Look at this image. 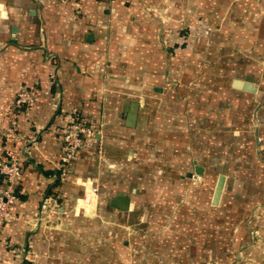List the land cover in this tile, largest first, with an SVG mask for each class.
I'll return each instance as SVG.
<instances>
[{
	"label": "crops",
	"instance_id": "crops-1",
	"mask_svg": "<svg viewBox=\"0 0 264 264\" xmlns=\"http://www.w3.org/2000/svg\"><path fill=\"white\" fill-rule=\"evenodd\" d=\"M244 38L264 39V0H0V156L17 151L22 167L18 201L0 230V264H129L131 235L94 221L97 198L110 209L99 214L126 222L138 206L157 219L185 217L154 235V249L171 264L205 263L208 253L193 260L195 235L208 241L225 231L207 221L234 214L233 200L247 209L257 187L264 197V89L255 83L262 51L223 43ZM21 90L34 103L13 112ZM256 107L258 127L250 126ZM73 120L95 134L63 181L62 136ZM3 187L0 177V195ZM45 197L57 215L41 221ZM116 197L128 198L130 210L111 208ZM52 221L63 227L47 229Z\"/></svg>",
	"mask_w": 264,
	"mask_h": 264
},
{
	"label": "rangeland",
	"instance_id": "rangeland-1",
	"mask_svg": "<svg viewBox=\"0 0 264 264\" xmlns=\"http://www.w3.org/2000/svg\"><path fill=\"white\" fill-rule=\"evenodd\" d=\"M225 45L230 48L234 45H240L242 47H247L251 44H257V49L259 51L261 50V54L259 57V64L256 67L258 79H256V84L261 88L264 89V60L262 59L261 55L264 54V39H253L250 40L249 38H244L242 40H224ZM183 43L179 41V46ZM238 45V46H239ZM246 55H243L242 58H245ZM248 57V56H247ZM228 60L233 61L234 59L232 57H227ZM218 60V58H216ZM227 60V61H228ZM232 63V62H231ZM263 70V71H262ZM263 74V75H262ZM258 107L253 110L250 121L254 120L253 124L250 126H256L258 127L260 122L258 123L257 119V113ZM261 142V141H260ZM212 172H216V170L211 169ZM211 172V173H212ZM236 174L245 177L248 175V173H245L243 169H236ZM69 175V173H68ZM67 175V177H68ZM66 177V179H67ZM207 179V177H206ZM211 180H214V177H212ZM199 186H203V182L199 183ZM213 184H211V187ZM243 186V185H242ZM241 186V187H242ZM231 187V186H230ZM252 189V187H249ZM259 190V194H262V189L260 187H257ZM250 189V190H251ZM253 190V189H252ZM239 191L237 188L230 189L229 192L231 194V197L233 199V194ZM233 193V194H232ZM250 193V191H249ZM259 194L254 195L252 198H250L249 203L247 204L248 207L246 208H237L235 205V200H233L232 203V209L235 210L234 214L233 212H230L228 214V211H220L221 214L219 215V219H211L210 221H207V224L215 226L222 225L225 229L224 232H218V231H212L211 232V239L208 237V241L205 240L203 236L195 235L197 236L195 238V243L197 244L195 247V256L200 259H193L195 262H201L202 256H206L205 263L202 264H264V242L257 243L259 237L262 235V230H264V197L262 198ZM98 195V193H97ZM43 203V202H42ZM98 205L96 206V214L94 217V221H99L102 224H105L107 226H123L125 227V231L131 235L130 239V247H131V258L129 259V264H171L169 262V259H167L165 256L161 257L159 255V250L156 248L154 249L153 242L154 235H158V237H162L167 230L164 229H170L171 225L174 227L173 224H175L176 221L184 220L185 217L179 216L177 218H174V214L171 215L169 212H166V214H163L160 219H157L155 217H150V210L138 208L134 210L126 222L123 218H114L108 217V215L105 214V216H102L99 214L100 208H105L106 210H110L108 207V199H99L97 198ZM47 207L42 209V214L45 212L47 213L41 216V221H45L46 218H48V215L53 212L54 215H57V207H56V201H54L52 198L47 202ZM146 206V205H145ZM144 207V205H143ZM42 208V207H41ZM147 208V207H146ZM174 208V212L178 209V204H173L170 209ZM197 209L195 210V221L197 219L202 218L203 216L197 214ZM108 212V211H107ZM146 213V217H143V221L140 222L139 218L143 213ZM237 212V213H236ZM174 216V217H172ZM241 216V217H240ZM208 217V216H207ZM248 217V218H247ZM49 219V218H48ZM207 219V218H206ZM47 220V219H46ZM73 219L69 217L68 223H71ZM74 222V221H73ZM87 222H85L86 224ZM167 223V224H166ZM126 224V225H125ZM125 225V226H124ZM62 226V223L60 221L57 222H51L47 229H59ZM63 227V226H62ZM163 229L164 232L162 233H156V228ZM72 229L71 227H69ZM72 231V230H71ZM111 236V234H110ZM103 238L100 237L97 241V245L101 244L100 240ZM181 242H185V239L181 237ZM208 242L209 247H206L205 251H201L202 243ZM258 245V246H257ZM100 246V245H99ZM91 249L94 245H90ZM207 248H209L207 250ZM104 251L102 249H98L95 256L97 255L98 259L103 258ZM203 252L205 255H203ZM88 255L89 253L86 252ZM252 255H256V259L252 257ZM109 259H117V257L114 255V257H109ZM34 260V259H33ZM35 262V260H34ZM187 260L185 259L183 263L180 264H187Z\"/></svg>",
	"mask_w": 264,
	"mask_h": 264
},
{
	"label": "built area",
	"instance_id": "built-area-1",
	"mask_svg": "<svg viewBox=\"0 0 264 264\" xmlns=\"http://www.w3.org/2000/svg\"><path fill=\"white\" fill-rule=\"evenodd\" d=\"M34 103V96L30 91H19L13 102V112L22 110ZM15 124L11 123L9 132H13ZM95 131L82 121L73 120L65 128L62 136L63 155L60 158V178L66 180L68 173L76 159L78 151L84 142L94 137ZM101 151L99 150L98 153ZM0 177L4 187L0 195V230L11 217V208L18 201L17 186L22 177L21 158L17 151L6 152L0 156ZM93 189V194H96ZM52 197H45L42 209Z\"/></svg>",
	"mask_w": 264,
	"mask_h": 264
},
{
	"label": "water",
	"instance_id": "water-1",
	"mask_svg": "<svg viewBox=\"0 0 264 264\" xmlns=\"http://www.w3.org/2000/svg\"><path fill=\"white\" fill-rule=\"evenodd\" d=\"M235 87H237L238 89H243L245 91H250L252 89V85L248 84V83H242V82H235ZM136 106L134 105L132 110L130 111V122L131 125L133 124V121L135 120V112H136ZM195 172L200 174V168L195 167ZM222 184H223V177H220L215 194H214V201L213 203L216 204L220 193H221V189H222ZM111 208L114 209H118L122 212L124 211H128L131 208V205L129 204V200L126 197H116L114 199H112L109 203Z\"/></svg>",
	"mask_w": 264,
	"mask_h": 264
}]
</instances>
